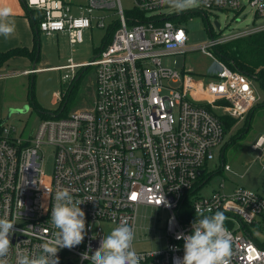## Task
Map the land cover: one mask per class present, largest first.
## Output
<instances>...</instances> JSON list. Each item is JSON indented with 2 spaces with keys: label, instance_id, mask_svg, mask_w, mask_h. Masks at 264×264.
<instances>
[{
  "label": "built area",
  "instance_id": "1",
  "mask_svg": "<svg viewBox=\"0 0 264 264\" xmlns=\"http://www.w3.org/2000/svg\"><path fill=\"white\" fill-rule=\"evenodd\" d=\"M131 1L127 13L121 0H87L84 6L76 5L80 13L74 14L65 0H26L27 8L36 11L38 32L45 36L66 33L71 44H79L92 26L107 31L92 59L70 58L64 66L46 67L75 74L76 69L94 66L91 107L39 118L26 135L6 122L0 126V218L15 223L7 264H18L24 253L38 255L40 245L52 237L54 194L62 188L84 202L80 207L86 229L80 245L58 251L59 264H91L83 254L90 256L99 247L100 224L116 227L126 222L134 230L140 205L169 213L165 248L136 250L140 264L182 259L184 241L177 237L191 234L199 212L216 211L226 217L231 264H264V177L260 192L237 186L230 193L194 195L213 173L228 169L223 162L207 171L208 161L224 142L221 117L243 121L258 101L253 80L224 64L214 49L264 30V0H201L199 6L179 12L160 0ZM246 4L262 24L254 21L242 31L211 34L200 45H188L186 29L171 19L189 10H230L238 16ZM194 50L208 56L216 70L200 76L162 63L164 57ZM169 81L181 84L172 87ZM46 148L53 152L50 175L43 170ZM251 149L254 157H264V135Z\"/></svg>",
  "mask_w": 264,
  "mask_h": 264
},
{
  "label": "rangeland",
  "instance_id": "2",
  "mask_svg": "<svg viewBox=\"0 0 264 264\" xmlns=\"http://www.w3.org/2000/svg\"><path fill=\"white\" fill-rule=\"evenodd\" d=\"M69 1L72 4L82 5L86 2V0ZM121 4L126 13L132 8L131 0H121ZM73 13L79 14L80 11L74 7ZM109 13L111 14L112 10ZM234 14V11L230 10L205 11L204 13L189 10L172 18L186 29L188 45L190 46L206 42L211 34L216 36L223 33L242 31L250 27L254 21L256 24L263 23L262 19L254 17L253 10L248 4L239 12L238 16H234ZM214 21L219 23V28L215 27ZM106 31L107 27L92 26V28L84 30L83 42L79 44H71L67 34L45 36L40 32L38 41L39 59L35 66L63 65L70 58L75 62L90 60L95 56ZM224 43L227 44L222 49L237 45L238 42L237 38H233ZM162 63L169 65L179 73L191 71L200 76L205 75L208 70L213 72L217 68L211 63L210 58L199 50L187 52L186 54L169 55L162 59ZM30 66H32V62ZM94 78V66L76 69L75 74L67 68H44L35 71L34 74L11 75L5 81L7 83L5 100L0 99V121L3 123L10 109L27 106L26 112L12 113L6 123L14 126L17 131L22 129L23 135L34 128L40 117L31 102L30 88L33 91V101L40 109L55 110L60 105L61 95L63 101H66L65 114L89 108L92 106L95 97ZM166 83L172 87H178L181 84L180 81ZM253 83L258 97L257 103H259L264 95L263 89L259 82L253 81ZM243 121L236 122V126L232 131L235 129L236 133L239 129H242ZM232 131L231 134L225 133L223 149L221 148L223 162L228 165V169L224 170L222 168L213 173L205 183L195 190L194 195H209L216 190L230 193L237 186L255 192L261 191V180L264 177V157L262 159L254 157L256 151L251 149L250 144L264 135V111L258 109L252 113L246 134L238 138H232L234 134ZM221 149L219 151L218 149L215 150L216 156L208 161L207 171L220 166L221 157L218 154ZM52 166L53 152L51 148H46L43 160V170L46 175L51 174ZM220 183H223L224 187H221ZM168 216V211L163 208L140 205L136 211L133 248L144 251L164 249L166 246L164 227ZM100 226L103 237L107 236L114 228L113 224L107 222H102ZM255 233L258 238H262L261 233H258V231Z\"/></svg>",
  "mask_w": 264,
  "mask_h": 264
},
{
  "label": "clouds",
  "instance_id": "3",
  "mask_svg": "<svg viewBox=\"0 0 264 264\" xmlns=\"http://www.w3.org/2000/svg\"><path fill=\"white\" fill-rule=\"evenodd\" d=\"M160 2L179 12L199 6L201 0ZM12 14L10 7L0 6V35L6 38L15 31L14 22L9 20ZM82 203L81 200H74L68 188L57 190L50 216V223L55 229L52 237L40 245L38 255L21 254L18 264H59V250L80 245L86 229L85 212L80 207ZM225 220L221 211L211 215L199 212V218L192 222L191 234L177 237L184 241V254L182 259L174 257L173 264H231L232 241L225 228ZM14 224L7 216L0 218V264H7ZM134 239L133 228L126 222H120L107 236L102 237L92 255L84 253L83 258L90 260L91 264H140L141 257L133 248Z\"/></svg>",
  "mask_w": 264,
  "mask_h": 264
},
{
  "label": "trees",
  "instance_id": "4",
  "mask_svg": "<svg viewBox=\"0 0 264 264\" xmlns=\"http://www.w3.org/2000/svg\"><path fill=\"white\" fill-rule=\"evenodd\" d=\"M27 8V7H26ZM27 14L31 16L33 32H34V45L32 51H27L25 48H13L9 49L3 53H0V65L2 62L7 60L9 57L26 53L31 57V60L39 59V54L36 55V51L38 48V35L39 32L37 30V17L36 11L27 8ZM174 19V18H171ZM237 45L229 46V48L222 49V47L227 43H222V45H218L214 49V54L221 60L224 64L229 66L232 69L238 70L247 76H249L253 81L259 82L264 93V30L250 33L248 35L238 37ZM79 72V71H78ZM31 96V102L39 113L40 118H48L53 116H61L64 115V109L66 105V101H63L62 95L60 96V105L55 110H44L40 109L36 103L33 101V91L32 88L29 90ZM263 110L264 111V99L259 103H256L248 112L244 119L243 128L239 129L238 132L232 135V138H238L242 136L245 131L249 129L250 118L252 113L255 110ZM223 127L225 132L229 131L232 126L237 122L235 119L227 116L221 117ZM2 122L0 121V126ZM241 131V132H240ZM239 134V135H238ZM223 149V147H222ZM223 152L221 156V163H223Z\"/></svg>",
  "mask_w": 264,
  "mask_h": 264
},
{
  "label": "crops",
  "instance_id": "5",
  "mask_svg": "<svg viewBox=\"0 0 264 264\" xmlns=\"http://www.w3.org/2000/svg\"><path fill=\"white\" fill-rule=\"evenodd\" d=\"M65 1L69 2L72 5V11L74 7L78 9L74 5H82V4H72L69 0H65ZM86 2L82 6L86 5ZM0 6L10 7L12 9L13 14L9 18V20L14 22L15 24V31L9 37L6 38L3 35H0V53H3L13 48L14 49L25 48L28 52L32 51L34 45V32H33L31 16L27 14L26 0H0ZM58 34H63V33H57L56 35ZM38 39H39V35H38ZM33 61L34 60H31V57L28 54L22 53V54L13 55L4 62H2V64L0 65V99L1 100L4 101L6 97L5 95L7 92V83L5 82L6 78H9V76L15 74H29V73L34 74L35 71L47 67V66H41V67L35 66L36 70H34V72L33 71L29 72V70L32 69V66H30V64L31 62L33 64ZM263 99H264V95L260 101H262ZM234 126H236V123L232 126V128L229 130L228 133L231 134V131L233 130ZM232 132L235 133V129ZM246 133L247 132L245 131L244 134ZM253 143L250 144V147Z\"/></svg>",
  "mask_w": 264,
  "mask_h": 264
},
{
  "label": "water",
  "instance_id": "6",
  "mask_svg": "<svg viewBox=\"0 0 264 264\" xmlns=\"http://www.w3.org/2000/svg\"><path fill=\"white\" fill-rule=\"evenodd\" d=\"M214 25H215V27L219 28V23L217 21H214ZM38 51H39V48H37L36 55H38ZM35 63H36V60H34L33 64H32L31 70L33 72H34V70H36ZM26 110H27V106H25L23 108L10 109V111H8V114H7L6 118L4 119L3 123H5L10 118L12 113H23V112H26ZM200 173H201V171H198V174H200Z\"/></svg>",
  "mask_w": 264,
  "mask_h": 264
},
{
  "label": "bare ground",
  "instance_id": "7",
  "mask_svg": "<svg viewBox=\"0 0 264 264\" xmlns=\"http://www.w3.org/2000/svg\"><path fill=\"white\" fill-rule=\"evenodd\" d=\"M65 64H63V65H58V66H64ZM222 148V146L218 149V151L220 150ZM216 154V153H215Z\"/></svg>",
  "mask_w": 264,
  "mask_h": 264
}]
</instances>
